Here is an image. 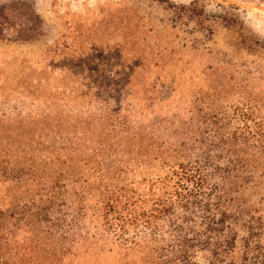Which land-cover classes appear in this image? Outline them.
Wrapping results in <instances>:
<instances>
[{"label": "trees", "instance_id": "16d2710c", "mask_svg": "<svg viewBox=\"0 0 264 264\" xmlns=\"http://www.w3.org/2000/svg\"><path fill=\"white\" fill-rule=\"evenodd\" d=\"M151 1L163 29L202 27L196 0ZM243 45L240 76L208 77L209 102L181 114L132 120L102 86L96 122L0 117V264L77 262L97 246L120 264H264V39ZM222 92L237 99L219 105Z\"/></svg>", "mask_w": 264, "mask_h": 264}, {"label": "rangeland", "instance_id": "374dc122", "mask_svg": "<svg viewBox=\"0 0 264 264\" xmlns=\"http://www.w3.org/2000/svg\"><path fill=\"white\" fill-rule=\"evenodd\" d=\"M166 1L186 6L193 0ZM196 1L203 6L204 20L194 32L163 29L156 21L162 7L151 0H0V117L96 122L102 86L140 122L148 121L151 112L181 114L194 100L209 102L208 77L231 85L229 75L240 76L232 70L251 61L243 41L264 39V2ZM223 11L237 14L240 25L226 28L215 17ZM193 38L199 41L195 50ZM167 41L172 52L163 48ZM236 99L233 92H222L217 101L229 105ZM93 201L88 198L87 204ZM128 259L140 264L142 256ZM64 264L120 263L97 246L81 252L77 262Z\"/></svg>", "mask_w": 264, "mask_h": 264}]
</instances>
